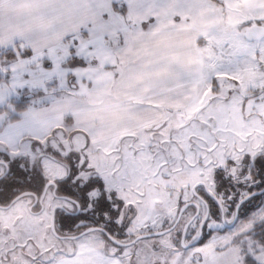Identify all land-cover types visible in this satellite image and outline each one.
Returning <instances> with one entry per match:
<instances>
[{"label":"snow or ice","instance_id":"6c2138e0","mask_svg":"<svg viewBox=\"0 0 264 264\" xmlns=\"http://www.w3.org/2000/svg\"><path fill=\"white\" fill-rule=\"evenodd\" d=\"M0 264H264V0H0Z\"/></svg>","mask_w":264,"mask_h":264}]
</instances>
